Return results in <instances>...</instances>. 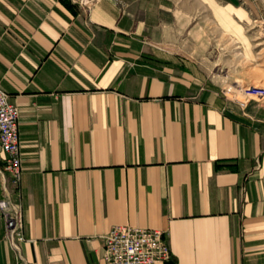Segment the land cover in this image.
Segmentation results:
<instances>
[{
    "label": "crops",
    "instance_id": "1",
    "mask_svg": "<svg viewBox=\"0 0 264 264\" xmlns=\"http://www.w3.org/2000/svg\"><path fill=\"white\" fill-rule=\"evenodd\" d=\"M244 1L264 18V0ZM202 2L242 36L227 4ZM87 3L0 0V87L19 109L9 197L25 237L8 242L0 209V264H103L116 223L164 229L163 264H264V93L238 105L159 45L171 16L187 20L177 3Z\"/></svg>",
    "mask_w": 264,
    "mask_h": 264
},
{
    "label": "rangeland",
    "instance_id": "2",
    "mask_svg": "<svg viewBox=\"0 0 264 264\" xmlns=\"http://www.w3.org/2000/svg\"><path fill=\"white\" fill-rule=\"evenodd\" d=\"M216 1L227 4L231 15L241 25V37L237 29L224 25L202 0H169L172 9L176 3L181 7L187 20L178 26L171 16L170 29L158 36L157 42L170 52L183 53L195 59L208 75L219 82L222 94H226L224 96L237 97L238 100H234L242 105L239 99L242 100L245 94L264 93V18L251 2ZM237 10L241 13L238 14ZM255 69L263 73L255 75L252 71ZM251 87L262 90L256 93Z\"/></svg>",
    "mask_w": 264,
    "mask_h": 264
},
{
    "label": "built area",
    "instance_id": "3",
    "mask_svg": "<svg viewBox=\"0 0 264 264\" xmlns=\"http://www.w3.org/2000/svg\"><path fill=\"white\" fill-rule=\"evenodd\" d=\"M77 1L83 9H86L88 5L86 0ZM251 88H254L256 93L262 90ZM223 93L226 95L225 92ZM234 99L238 100L237 97ZM239 100L243 104L244 101ZM18 115L17 105L9 100V93L0 87V149L4 152L0 174L3 182L8 180L11 184V187L7 188L3 183L5 195H0V209L4 219L3 235L15 248L18 241L25 239L20 202L9 197V193H19L21 176ZM101 238L103 264H163L170 256L167 233L164 229L116 223L111 225Z\"/></svg>",
    "mask_w": 264,
    "mask_h": 264
},
{
    "label": "bare ground",
    "instance_id": "4",
    "mask_svg": "<svg viewBox=\"0 0 264 264\" xmlns=\"http://www.w3.org/2000/svg\"><path fill=\"white\" fill-rule=\"evenodd\" d=\"M239 90H242V89L239 88Z\"/></svg>",
    "mask_w": 264,
    "mask_h": 264
}]
</instances>
